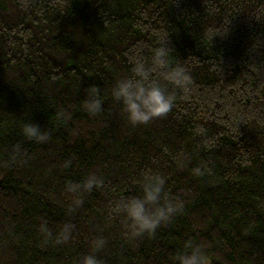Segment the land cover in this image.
<instances>
[{"label": "trees", "instance_id": "1", "mask_svg": "<svg viewBox=\"0 0 264 264\" xmlns=\"http://www.w3.org/2000/svg\"><path fill=\"white\" fill-rule=\"evenodd\" d=\"M228 24L226 37L202 38ZM167 37L190 89L165 117L131 127L109 86ZM92 84L97 117L80 106ZM25 122L50 140L24 141ZM148 169L185 206L131 240L106 210ZM89 171L105 185L70 213L64 184ZM40 218L53 232L72 223L73 238L45 239ZM96 235L106 264H172L188 240L208 264H264V0H0V264H76Z\"/></svg>", "mask_w": 264, "mask_h": 264}, {"label": "clouds", "instance_id": "2", "mask_svg": "<svg viewBox=\"0 0 264 264\" xmlns=\"http://www.w3.org/2000/svg\"><path fill=\"white\" fill-rule=\"evenodd\" d=\"M230 24V23H229ZM226 27H209L202 38L211 42L215 37L224 38L229 33ZM259 45V42L256 46ZM173 50L168 37L162 38L148 57H138L132 61L129 73L115 79L109 86L108 95L118 106L127 125L131 127L148 125L152 120L165 117L174 107L176 91L187 93L192 78L183 64H173ZM84 99L80 100L82 110L91 117L99 116L104 109V98L98 85L84 89ZM24 141L44 144L50 140V132L42 130L38 124L25 122L20 129ZM22 143L13 145V153L18 156ZM71 160L64 162L68 168ZM136 194L123 195L113 199L107 206L109 219L121 222L125 236L135 240L154 235L183 212L185 202L183 190L172 194L167 188V178L151 169L145 170L137 181ZM104 177L97 171H89L79 182L71 180L64 184V195L68 200V211L75 212L84 202L85 194L101 189ZM75 226L66 222L53 232L47 219L40 218L38 231L45 239H52L57 245L68 243L73 238ZM103 235H96L89 241L90 251L83 254L76 264H106L97 254L106 247ZM172 264H208V253L203 244L188 240L182 250L171 256Z\"/></svg>", "mask_w": 264, "mask_h": 264}]
</instances>
